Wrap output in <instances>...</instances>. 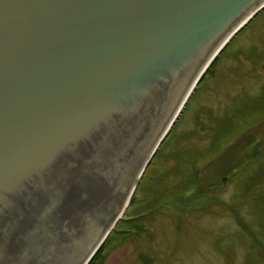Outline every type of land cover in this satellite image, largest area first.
Returning a JSON list of instances; mask_svg holds the SVG:
<instances>
[{
	"label": "water",
	"instance_id": "water-1",
	"mask_svg": "<svg viewBox=\"0 0 264 264\" xmlns=\"http://www.w3.org/2000/svg\"><path fill=\"white\" fill-rule=\"evenodd\" d=\"M263 9L0 0V264H89L186 97Z\"/></svg>",
	"mask_w": 264,
	"mask_h": 264
},
{
	"label": "rangeland",
	"instance_id": "rangeland-1",
	"mask_svg": "<svg viewBox=\"0 0 264 264\" xmlns=\"http://www.w3.org/2000/svg\"><path fill=\"white\" fill-rule=\"evenodd\" d=\"M263 26L264 9L210 66L93 264H264V148L261 158L249 149L264 147V58L250 55L264 46ZM233 146L231 161L217 160ZM246 158L236 183L224 181ZM200 172L216 186L207 195Z\"/></svg>",
	"mask_w": 264,
	"mask_h": 264
},
{
	"label": "trees",
	"instance_id": "trees-1",
	"mask_svg": "<svg viewBox=\"0 0 264 264\" xmlns=\"http://www.w3.org/2000/svg\"><path fill=\"white\" fill-rule=\"evenodd\" d=\"M176 126V125H175ZM174 126V127H175ZM251 136V137H250ZM168 138V137H167ZM256 137L254 136L253 137V134H251V135H247V136H245V137H243L242 138V140H243V142L244 141H247V143H252L253 142V140L255 139ZM241 140V141H242ZM166 141H167V139L165 140V142L162 144V146H161V148L164 146V144L166 143ZM160 148V149H161ZM235 146H233L232 147V149H233V153H227V152H223L218 158H217V160H222V159H225L226 160V164L228 163V161H231V160H229L231 157H235L237 154H238V151H237V153L235 154ZM252 148H255L256 150H259V151H261V146H259V145H256L255 147H252ZM252 148L251 147H249V149H251L252 150ZM159 149V150H160ZM255 151V150H254ZM256 152V151H255ZM241 153H244V152H241ZM231 155V156H230ZM241 157V156H240ZM233 158H231V159H233ZM242 158H244V157H242ZM216 160V161H217ZM153 161V160H152ZM219 172V171H218ZM198 174V176H197V178L196 177H194V182H197V186H198V188L199 189H201V191L205 194V195H207L208 194V192H209V190L210 189H215L216 188V186H214L215 184H213V186H211V188H208L209 187V183H207L206 185L204 184V182L206 181L205 179H207L206 177L204 178V176L203 177H201V175H204L203 174V172H200V173H197ZM217 177L216 176H214V178H213V180L214 179H216ZM198 179V180H197ZM113 229H116L115 227L113 228ZM118 230V229H117ZM115 231V230H114ZM113 236V232L109 235V237H108V239H106V241H105V243L101 246V248L98 250V252L95 254V256L92 258V260L89 262V264H93L94 263V261H95V259L99 256V254L101 253V251H102V249L105 247V245H106V243L108 242V240L110 239V237H112Z\"/></svg>",
	"mask_w": 264,
	"mask_h": 264
},
{
	"label": "flooded vegetation",
	"instance_id": "flooded-vegetation-1",
	"mask_svg": "<svg viewBox=\"0 0 264 264\" xmlns=\"http://www.w3.org/2000/svg\"><path fill=\"white\" fill-rule=\"evenodd\" d=\"M264 27V26H263ZM253 47V48H252ZM250 48H252L251 50H256V52L254 53L253 51L251 52V58L253 59V61L256 59V58H264V46H260V47H256V46H253V44L250 46ZM253 53V54H252ZM251 59V60H252ZM256 61V60H255ZM264 91V87L262 89ZM262 97V98H261ZM261 98V99H260ZM259 100H262L264 98V93L260 96ZM262 150H263V145L261 146ZM256 152H255V151ZM260 151L259 150H256L255 148H252L251 152H250V155H256V158H261L262 155H259ZM243 153H240V155H242ZM248 156V157H252V156ZM260 156V157H259ZM250 160V159H249ZM248 160V158H246L243 162V164L241 165V167L237 164V165H234L232 164L229 168L231 170V174H229L228 176L224 177V181L226 180H231V181H237V179L240 177L239 173H242L243 171H245L248 166L251 164L250 161ZM253 161V160H252ZM239 175V176H237ZM237 176V178H236ZM244 205V203H242ZM233 206V205H232ZM229 207H231V205L229 204ZM243 223L247 224L246 221H243Z\"/></svg>",
	"mask_w": 264,
	"mask_h": 264
},
{
	"label": "bare ground",
	"instance_id": "bare-ground-1",
	"mask_svg": "<svg viewBox=\"0 0 264 264\" xmlns=\"http://www.w3.org/2000/svg\"><path fill=\"white\" fill-rule=\"evenodd\" d=\"M189 97H190V96H187V97H186V100H185V102H184L183 108L185 107L186 102L188 101ZM183 108H182V109H183ZM181 111H182V110H181ZM174 120L176 121L177 119H174ZM173 123H174V122H173ZM167 131H169V130H167Z\"/></svg>",
	"mask_w": 264,
	"mask_h": 264
}]
</instances>
